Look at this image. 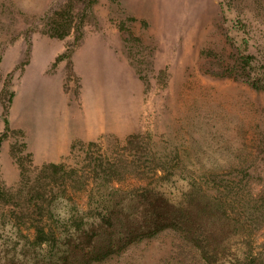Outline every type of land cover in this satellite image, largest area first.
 Instances as JSON below:
<instances>
[{"label": "rangeland", "instance_id": "rangeland-1", "mask_svg": "<svg viewBox=\"0 0 264 264\" xmlns=\"http://www.w3.org/2000/svg\"><path fill=\"white\" fill-rule=\"evenodd\" d=\"M254 1L242 0L241 9L255 7ZM220 2L0 0V136L4 97L10 120L0 146V186L15 193L23 169L30 184L10 206L30 196L44 165L80 169L90 150L97 159L103 153L119 157L136 134L141 145L168 161L171 174L162 171L153 186L172 200L180 199L193 174L234 167H249L254 191L264 192V92L217 77L219 63L206 55L230 50ZM64 11L71 12L74 29L60 39L50 31L52 18ZM247 18L260 60L264 22ZM230 33L244 36V30ZM66 53L71 56L57 61ZM177 157L179 165L171 161ZM149 182L129 179L115 187ZM86 190L72 192L79 209L98 198L91 200ZM2 203L0 218L7 214ZM262 223L252 234L230 239L227 261L250 254L264 261ZM178 244L166 230L133 245L115 264H160Z\"/></svg>", "mask_w": 264, "mask_h": 264}, {"label": "trees", "instance_id": "trees-1", "mask_svg": "<svg viewBox=\"0 0 264 264\" xmlns=\"http://www.w3.org/2000/svg\"><path fill=\"white\" fill-rule=\"evenodd\" d=\"M241 1L220 2L223 19L229 23L230 50L222 54L208 51L206 55L218 61L217 77L264 92V56L259 60L247 18L264 22V0H255V7L247 9H241ZM61 16L52 18L50 33L63 39L73 31L74 19L70 11ZM233 30H244L242 39L234 38ZM76 32L78 41L82 28ZM70 56L62 54L57 61ZM5 101L4 97L5 132L0 136V146L10 131ZM140 140V134L130 136L119 157L103 153L97 159L90 150L80 169H70L63 162L44 165L36 184L27 191L30 196L16 206L10 204L17 192L30 185L26 170L15 193L0 186V200L7 212L0 218V264H115L133 245L166 230L179 239L178 250L160 264H264L256 254L235 261L225 259L232 237L252 234L253 228L264 222V192L254 191L251 183L255 175L249 167L193 174L180 199L172 200L153 186L162 178V171L171 174L168 161L153 154ZM15 156L22 165L23 159ZM171 161L179 165V157ZM129 179L150 182L129 190L115 187ZM83 190L91 200L98 197L87 210L71 203L72 192ZM64 203L67 207H60Z\"/></svg>", "mask_w": 264, "mask_h": 264}]
</instances>
